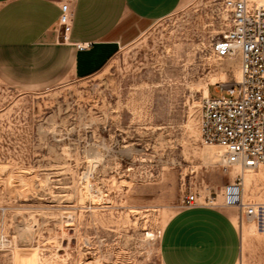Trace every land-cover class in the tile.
<instances>
[{
    "label": "rangeland",
    "instance_id": "obj_1",
    "mask_svg": "<svg viewBox=\"0 0 264 264\" xmlns=\"http://www.w3.org/2000/svg\"><path fill=\"white\" fill-rule=\"evenodd\" d=\"M229 28L223 0H188L90 76L38 91L0 81V264H163L190 192L217 197L243 228V264H264V216L223 205L241 171L199 128L206 91L241 75L239 56L212 52ZM245 172L244 199L264 204V164Z\"/></svg>",
    "mask_w": 264,
    "mask_h": 264
},
{
    "label": "crops",
    "instance_id": "obj_2",
    "mask_svg": "<svg viewBox=\"0 0 264 264\" xmlns=\"http://www.w3.org/2000/svg\"><path fill=\"white\" fill-rule=\"evenodd\" d=\"M63 1L0 0L1 82L38 91L90 76L188 0H69L75 14L67 40L59 25ZM160 250L163 264H243L244 232L222 206H184L167 222Z\"/></svg>",
    "mask_w": 264,
    "mask_h": 264
},
{
    "label": "built area",
    "instance_id": "obj_3",
    "mask_svg": "<svg viewBox=\"0 0 264 264\" xmlns=\"http://www.w3.org/2000/svg\"><path fill=\"white\" fill-rule=\"evenodd\" d=\"M230 28L214 43L218 59L239 56L241 75L228 86L218 84L219 95L201 100L200 134L206 144L223 148L225 170L240 168V174L221 189L223 205L240 210L241 216L261 220L264 204L244 199V171L264 164V0H223ZM75 11L69 0L61 4L59 25L67 40ZM89 44H78L84 49ZM222 88V90H220ZM216 198L208 203H216ZM203 203L197 193L186 195L184 206ZM3 238L0 237V247Z\"/></svg>",
    "mask_w": 264,
    "mask_h": 264
},
{
    "label": "bare ground",
    "instance_id": "obj_4",
    "mask_svg": "<svg viewBox=\"0 0 264 264\" xmlns=\"http://www.w3.org/2000/svg\"><path fill=\"white\" fill-rule=\"evenodd\" d=\"M206 92H208L207 94H209V91L208 90ZM251 170H253V169H248L247 171H251ZM244 177H245V181H246V172L245 171H244ZM244 190H245V184H244ZM244 197H245V192H244ZM31 264H35V263L31 261Z\"/></svg>",
    "mask_w": 264,
    "mask_h": 264
}]
</instances>
